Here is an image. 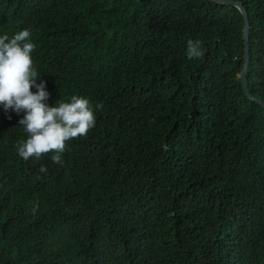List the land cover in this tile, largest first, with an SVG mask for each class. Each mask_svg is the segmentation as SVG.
<instances>
[{
  "label": "trees",
  "instance_id": "16d2710c",
  "mask_svg": "<svg viewBox=\"0 0 264 264\" xmlns=\"http://www.w3.org/2000/svg\"><path fill=\"white\" fill-rule=\"evenodd\" d=\"M238 1L264 101V0ZM242 27L211 0H0V35L30 31L46 103L102 105L62 164L24 161V113L0 106V264H264V108L238 77Z\"/></svg>",
  "mask_w": 264,
  "mask_h": 264
},
{
  "label": "clouds",
  "instance_id": "9594fccd",
  "mask_svg": "<svg viewBox=\"0 0 264 264\" xmlns=\"http://www.w3.org/2000/svg\"><path fill=\"white\" fill-rule=\"evenodd\" d=\"M29 40L28 29H15L10 36L0 35V106L6 112L24 113L18 123L26 138L16 144L24 161L30 157L39 160L51 153L52 162L62 164L65 142L87 135L95 126V108L102 105L93 108L88 99L73 95L70 102L59 101L49 106L46 102L51 94L46 82L33 70L34 44L26 42ZM186 55L188 59L202 57L199 40L187 41ZM40 172H47V168L41 166Z\"/></svg>",
  "mask_w": 264,
  "mask_h": 264
},
{
  "label": "water",
  "instance_id": "95a60500",
  "mask_svg": "<svg viewBox=\"0 0 264 264\" xmlns=\"http://www.w3.org/2000/svg\"><path fill=\"white\" fill-rule=\"evenodd\" d=\"M213 2L225 5L235 6L241 13L243 18V27H242V40H243V54L241 56L242 66L238 73V77L242 86L244 95L251 101L258 103L262 108H264V101L260 98L253 96L250 93L248 83H247V69L249 64V19L248 13L241 1L238 0H211Z\"/></svg>",
  "mask_w": 264,
  "mask_h": 264
},
{
  "label": "rangeland",
  "instance_id": "374dc122",
  "mask_svg": "<svg viewBox=\"0 0 264 264\" xmlns=\"http://www.w3.org/2000/svg\"><path fill=\"white\" fill-rule=\"evenodd\" d=\"M90 65H91V63L88 64V67H89V68H91Z\"/></svg>",
  "mask_w": 264,
  "mask_h": 264
}]
</instances>
